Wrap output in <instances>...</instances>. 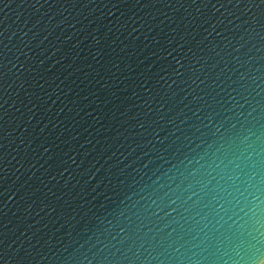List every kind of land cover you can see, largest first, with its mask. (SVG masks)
I'll return each instance as SVG.
<instances>
[{
    "label": "water",
    "instance_id": "water-1",
    "mask_svg": "<svg viewBox=\"0 0 264 264\" xmlns=\"http://www.w3.org/2000/svg\"><path fill=\"white\" fill-rule=\"evenodd\" d=\"M0 264H264V0H0Z\"/></svg>",
    "mask_w": 264,
    "mask_h": 264
}]
</instances>
